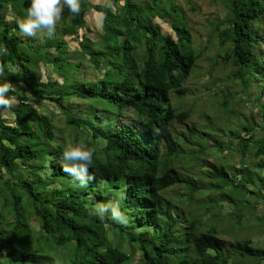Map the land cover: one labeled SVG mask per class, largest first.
<instances>
[{"label":"trees","instance_id":"16d2710c","mask_svg":"<svg viewBox=\"0 0 264 264\" xmlns=\"http://www.w3.org/2000/svg\"><path fill=\"white\" fill-rule=\"evenodd\" d=\"M105 1L81 0L50 38L19 32L30 0H0V82L18 98L0 108V264H264V205L244 218L264 203V0H221L205 37L172 0ZM80 142L85 187L62 155Z\"/></svg>","mask_w":264,"mask_h":264},{"label":"rangeland","instance_id":"374dc122","mask_svg":"<svg viewBox=\"0 0 264 264\" xmlns=\"http://www.w3.org/2000/svg\"><path fill=\"white\" fill-rule=\"evenodd\" d=\"M88 1L91 4L106 3L105 0H88ZM172 1L186 15L187 26L194 28L196 31L200 32L203 35V37H205L207 31L209 29H211V25L214 26L215 23L224 20V16L226 15V12H227L224 9L221 0H172ZM108 4L111 8H115L113 4H110V3H108ZM66 11H68V10L65 8V12L63 13L62 19L63 18L66 19V16H65ZM70 17H73V16L71 15ZM101 17H102L101 14H99L95 11L87 12V14L85 15L87 27H88V29H90V32L88 34H89V37L92 39H94L96 34L101 31V24H102V18ZM67 19L69 20V17ZM157 22H158V20H157ZM60 27H61V21L58 23L56 31H58L57 29H59ZM164 27H165L164 30L166 31V26H164ZM82 32H83L82 30H79V32H78L79 38L82 37V34H83ZM42 34H44V33H39V32L37 33L38 36H42ZM55 34H56V32H55ZM55 34L53 36H55ZM73 40H75V39L71 38L70 36H67V35L63 37V41L67 42L68 49H69V52L71 54H75L79 50V48H78L79 42L73 41ZM196 41L200 44L201 38H198ZM203 41H204V38H202L201 44ZM43 51L47 52L48 50L46 48H44ZM73 62H75V61L73 60ZM200 64L202 67H206V62L201 61ZM42 66H44V65H42V64L39 65V71H40L39 74L43 79H46L50 75V73L51 74L53 73V79L60 80V78L57 77V74L55 72H52V69L50 66H46L47 68H44V69ZM228 73H229V71L227 68L223 74H224V76H227ZM77 78L80 79L81 77L78 76ZM206 81H208L207 76H204V75L202 77L189 76V78L186 80V82L184 84V88L187 90H195V88H197L200 84H204ZM237 82H239V81H237ZM235 84H237V83H232L231 80H228L227 82H225V87H227V85L228 86L232 85V88H234V86L236 87V88H234V91L239 90L241 85L238 86L239 84H237V85H235ZM252 90L253 89L249 87V93H251ZM257 96L254 95L253 98L257 99L256 98ZM17 100H18V98H17ZM74 101L78 102L77 100H74ZM262 101H264V97H262ZM47 107L52 108L53 111L55 112V114H59V110L54 109L55 107H53L51 104H48ZM246 114H248L247 111H246ZM58 117H60V115H58ZM120 121H121V119H120ZM120 121H118V123ZM212 156H215V154H212ZM263 174H264V172H263ZM110 192H111V195L117 194L116 190H111ZM255 200L256 199H254V198L250 199L251 203H253ZM258 203H259V205L257 207L258 209L253 213V218H251L252 213L249 210L244 212V218L249 220V222L255 223L256 222L255 217L260 216V214H261L260 210L263 208L264 203H261V200H259ZM119 204H120V199L115 200L113 198L112 200H110V198L108 197L103 209H101V212L105 213V214L112 215L113 212L116 211V209H118ZM248 216L250 217V219L247 218ZM122 223L126 224V226H130V224H131L130 222H128V220H122ZM240 230H241L240 233L244 234V232L250 231L251 228H249V227L248 228H240ZM254 230H256V228H254L253 231ZM19 233H20V231H19ZM135 233H140V231L137 230V231H135ZM254 233H257V234L256 235L254 234V237H252L251 240L256 244H260V245L264 244V236L258 232H254ZM109 235H110V238L113 239L112 238L113 236L111 235V233H109ZM138 255L139 254L137 252L136 257H138ZM65 262L66 261H63L62 263H65Z\"/></svg>","mask_w":264,"mask_h":264},{"label":"clouds","instance_id":"9594fccd","mask_svg":"<svg viewBox=\"0 0 264 264\" xmlns=\"http://www.w3.org/2000/svg\"><path fill=\"white\" fill-rule=\"evenodd\" d=\"M121 3H123V0H121ZM65 8L68 9L69 14L77 16L81 12V0H30L26 15L16 21L19 32L25 37H35L39 32L51 38L56 32ZM101 18H105L104 14ZM0 52L7 54L6 47H0ZM4 70L5 65L0 63V77L4 76ZM12 91H14V86L11 82L6 79L0 82V108L10 111L18 104L16 96L6 95ZM127 124H130L129 121H127ZM93 153L94 149L85 147L83 142L74 146L68 145L63 151V159L72 161L74 165L73 168L65 166L64 171L73 173L80 180L79 187H85L84 176L87 166L93 163ZM117 216H119V212L114 211L111 218L116 219ZM100 218L103 219V217Z\"/></svg>","mask_w":264,"mask_h":264}]
</instances>
